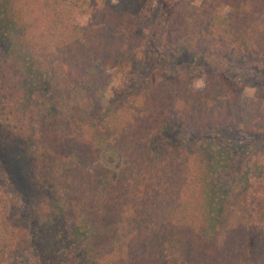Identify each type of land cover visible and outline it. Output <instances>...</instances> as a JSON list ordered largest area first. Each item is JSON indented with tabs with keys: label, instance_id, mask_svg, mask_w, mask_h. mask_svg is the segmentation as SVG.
Returning a JSON list of instances; mask_svg holds the SVG:
<instances>
[{
	"label": "trees",
	"instance_id": "obj_1",
	"mask_svg": "<svg viewBox=\"0 0 264 264\" xmlns=\"http://www.w3.org/2000/svg\"><path fill=\"white\" fill-rule=\"evenodd\" d=\"M247 55L264 0H0V130L28 181L20 214L0 181V264H264V82L200 64Z\"/></svg>",
	"mask_w": 264,
	"mask_h": 264
},
{
	"label": "rangeland",
	"instance_id": "obj_2",
	"mask_svg": "<svg viewBox=\"0 0 264 264\" xmlns=\"http://www.w3.org/2000/svg\"><path fill=\"white\" fill-rule=\"evenodd\" d=\"M192 5H198L203 0H186ZM36 31L38 28L35 29ZM35 31V32H36ZM35 34V33H34ZM192 55L189 52L178 51L168 60V56L161 62L164 67H167L172 72H182L184 69L192 65ZM170 59V58H169ZM254 55H247L244 58L237 61L225 62L220 61L217 58L203 59L200 64L211 65L215 67V70L222 73L226 78L234 82H238L242 88L243 96L250 97L254 94V88L257 84L264 82V63L259 61ZM130 77L117 75L114 76L109 89L119 91L123 90ZM201 79L196 77L194 85L200 86ZM213 135L214 131L208 130L203 132H196L189 129H178L175 132L167 134L166 138L169 140H184L199 135ZM238 133L233 132L225 136L228 138L239 139ZM237 137V138H236ZM239 137V138H238ZM9 138L7 134L0 130V181L4 184L7 194L16 205V213H23L25 205L21 207L22 197H19L20 192L26 193L28 189V181L23 173L26 166L27 157L23 152L18 151L15 146L9 145ZM98 159L101 164L109 168L111 172H115L121 165V155L114 149H103L98 153ZM68 224H71V215H67ZM18 221V219H17ZM68 232V229H67ZM6 264H25V259L22 254L16 250V252L10 255Z\"/></svg>",
	"mask_w": 264,
	"mask_h": 264
}]
</instances>
